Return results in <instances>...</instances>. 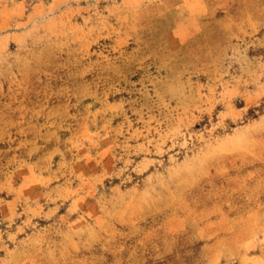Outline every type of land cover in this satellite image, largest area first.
I'll use <instances>...</instances> for the list:
<instances>
[{
	"label": "rangeland",
	"instance_id": "1",
	"mask_svg": "<svg viewBox=\"0 0 264 264\" xmlns=\"http://www.w3.org/2000/svg\"><path fill=\"white\" fill-rule=\"evenodd\" d=\"M0 264H264V0H0Z\"/></svg>",
	"mask_w": 264,
	"mask_h": 264
}]
</instances>
